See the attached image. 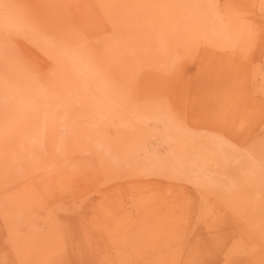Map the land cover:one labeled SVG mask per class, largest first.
Here are the masks:
<instances>
[{"label":"bare ground","instance_id":"6f19581e","mask_svg":"<svg viewBox=\"0 0 264 264\" xmlns=\"http://www.w3.org/2000/svg\"><path fill=\"white\" fill-rule=\"evenodd\" d=\"M13 1L24 16L44 8L48 19L46 30L23 34L31 48L20 54L18 40L9 58L2 30L10 22L0 13V219L18 263L52 260L61 235L50 221L32 222V209L44 211L54 194L85 185L92 160L109 182L144 173L193 186L195 201L179 200L183 212L173 224L186 248L184 264H264V138L247 143L230 129L197 128L213 125L206 120L219 119L214 104L233 98L215 80L198 100L207 101L204 109L195 97L191 110L179 103L191 85L182 64L212 50L256 59L246 83L264 101V34L246 17L254 9L264 15V0H251L250 9L231 0ZM152 138L165 145L164 156L147 154ZM126 187L132 192L134 183ZM166 201L171 214L174 202ZM126 243L115 247L117 264L160 263L157 249Z\"/></svg>","mask_w":264,"mask_h":264},{"label":"rangeland","instance_id":"374dc122","mask_svg":"<svg viewBox=\"0 0 264 264\" xmlns=\"http://www.w3.org/2000/svg\"><path fill=\"white\" fill-rule=\"evenodd\" d=\"M231 2L233 5L240 6L243 9H250L251 6V0H231ZM13 3V0H0V13L2 17L10 22V26L2 30L5 33L2 49L9 58L10 53L12 54L15 49L14 43L18 40H20V43L16 46L20 54L26 50V46L31 48L30 45L26 44V38L23 34H27L26 36L29 37L31 28L34 29L35 27L41 32L43 29L46 30L45 23L48 20L45 16L46 10L44 8H39V10L24 16L21 8H16ZM18 3L21 5L22 1L18 0ZM246 17L252 19L264 34L263 13L254 9L248 12ZM11 24L15 36L10 33ZM261 41L263 43L261 48L263 49L264 35ZM20 46L22 49H20ZM245 56L212 50L195 55L193 59L183 63L180 74L182 73L183 80L190 82L191 85L185 94L179 97V103L184 109L191 110L190 100L195 97L197 102L202 103L199 109H204L207 101L198 100L205 96L204 89L206 85L215 80L213 84H217L216 87H224L223 93L228 92L233 98L232 100L219 101L214 104L215 110L213 114L219 119H216V122H214V119L206 120V123L209 122L213 125L207 124L210 127L205 129L197 128L219 133L228 132V129H230L240 139L250 143L254 136L259 139L264 138V101L259 98V95L252 93L249 80L246 83L249 69H251L249 65L254 67L258 63L252 56L250 63V55ZM17 58L19 57L17 56ZM221 67L223 69L220 70ZM198 74L199 77H197ZM256 102H260V104L257 105ZM214 107L211 108L213 109ZM152 126L151 128H153ZM145 149L147 154L158 157L164 156L166 151L165 145L156 142L154 138L146 140ZM91 162L92 160L88 161L91 170L85 175L87 178V181L84 182L86 186L84 184L80 186L74 184L67 194L63 196L54 194L50 197L43 207L44 211L39 205L32 209V215L34 216V218L32 215L30 216L31 221L33 220L32 222L42 226V223L50 221L57 228L55 230L59 236L61 235L60 247L57 248L56 252L50 253L51 257L49 258L52 260L48 264H117V258L114 257L117 255L115 247L126 249L128 248V243L126 242L131 240L132 245L138 244L148 247V253L149 246L153 250L157 249L158 254L156 253L155 257L160 262L158 264H184V262H187L185 256L186 248H181L182 235L180 236L177 226L173 227V224L183 212H179L177 207L180 203L179 200H187L186 202L195 201L192 198L195 192L193 186L158 176L153 178L144 173L136 174V179L132 180L129 177L126 178L123 174H117L116 178L109 182L102 175H97V168L91 167V164H93ZM131 182L134 183L132 192L126 187ZM184 190H187L186 195L183 194ZM117 197H120V199L118 200ZM168 199L174 202L171 214L166 212L170 210V204L166 201ZM182 203H185V201ZM66 206L68 208H65ZM48 208H52L50 209L51 211ZM165 216H169V224L166 223ZM225 227L228 228V231L231 229L233 232L236 229V226L231 222H227ZM6 229L5 222L1 218L0 250L2 252L0 251V254L2 255H0V264H19V256L16 254L12 243L8 241L9 233ZM114 231L119 239L117 243L110 241L116 236L113 234ZM25 233L26 231L21 227L19 235L22 237ZM86 233L96 240L88 243ZM125 233L129 235L130 239L124 238L120 240ZM136 239L137 243L133 241ZM119 253L124 254V251L120 250ZM3 254L5 257H3ZM138 259L129 258V261L134 264L151 263L150 260Z\"/></svg>","mask_w":264,"mask_h":264}]
</instances>
